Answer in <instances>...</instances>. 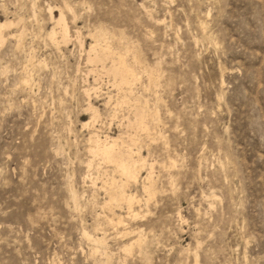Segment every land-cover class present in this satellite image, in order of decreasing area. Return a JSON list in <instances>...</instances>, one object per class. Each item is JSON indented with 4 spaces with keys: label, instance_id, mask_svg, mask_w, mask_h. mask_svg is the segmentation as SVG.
Returning <instances> with one entry per match:
<instances>
[{
    "label": "rangeland",
    "instance_id": "obj_1",
    "mask_svg": "<svg viewBox=\"0 0 264 264\" xmlns=\"http://www.w3.org/2000/svg\"><path fill=\"white\" fill-rule=\"evenodd\" d=\"M61 10L69 34L54 42ZM8 22L0 264H264V0H0ZM100 32L138 74L134 95L89 62ZM92 137L141 153L133 194L145 199L154 181L126 227L109 222L103 184L121 175L93 155ZM137 228L143 246L129 250Z\"/></svg>",
    "mask_w": 264,
    "mask_h": 264
},
{
    "label": "bare ground",
    "instance_id": "obj_2",
    "mask_svg": "<svg viewBox=\"0 0 264 264\" xmlns=\"http://www.w3.org/2000/svg\"><path fill=\"white\" fill-rule=\"evenodd\" d=\"M67 7L69 8L71 6L67 5ZM52 9L50 8V10H52ZM67 11H69V10H67ZM60 13H61L60 18L56 21L55 27L49 33V37L51 38V40L53 39L54 42H55V39H57V38L59 39L58 35L62 34V36L66 38V37H68V34H69L67 22H66V17H65L66 12L64 10H61ZM12 24L13 23L8 22V23L1 25L0 26V32H3L4 27H7L8 25H12ZM58 29L60 30L59 32H58ZM23 35H24V33L21 32L22 38H23ZM1 36H0V38H1ZM3 36H4V34H3ZM95 39H96L95 40L96 43L92 44L90 47L91 50L89 51V57H88L89 62H91L93 64H97V63L103 64V70L100 71V74L105 73V74H110V75L114 76L116 84L118 85V86L116 85L117 88L119 87L122 90L124 88H128L131 90L130 93L134 95V91H133L134 87H135L134 81L136 79H138V74L136 73L135 69L127 62V60L121 54H118L113 50L112 45L108 42L105 34L100 32L97 35H95ZM83 48H84V46H83ZM107 60L112 61V64H113L109 68L105 64ZM92 66H94V65H92ZM156 72L157 71L155 69L150 70V79L151 80L154 78V75ZM96 77H97V75H96ZM24 83L26 85H28L30 83V80L25 79ZM91 90L95 91L96 89H89L86 92H90ZM96 91H98V89ZM88 94H90V93H88ZM125 94H123V95H125ZM135 99H136L137 108L140 109L142 112V116L139 119V120H141V123H140L141 127L144 130H147L146 119L150 113V111L147 107L148 102L145 101L141 96H137ZM126 102H127V99L123 98L118 103L121 106V104L123 105ZM91 109L93 111L92 119L95 122H98V120L100 121L101 114H100L99 110H97L96 108H94L92 106H91ZM158 113L153 114L154 120H158V117H157L159 115ZM136 118H138V117H136ZM130 126H131V124H130ZM134 127H135V125H134ZM94 137H92V139H91L92 142L95 143V148H93L91 150L93 155L102 156L103 158L106 159V161L108 163L114 164L116 172L121 175V179H117L115 174L113 176L111 175L110 177H108L106 175L107 179L105 178V181L103 184L104 188L108 191L109 196H110V201L106 204V208H109L112 212V217L110 218L109 222L114 228H119V227H123V226L126 227V226H128V224L126 223L127 219H136L139 217V213H137V210H136L138 206H141L142 203L144 202L145 206L144 205L143 206L146 207V209L149 207L151 200L153 199V197L156 194L155 190H154V188H155L154 187V181L149 174V177L147 176V178H146L148 182L146 183V185H144V193H145V197H146L145 199L140 198L139 196L133 194L129 190V188H130L132 183H137L139 178H140L141 170L139 169V164L142 162L143 165H145V160L142 158L141 153H139L137 156V155H135L133 149L127 150V149H125V147L118 148L119 147V140H118L119 138H116V139L113 138L111 140V142H107V143L103 144V142H101L99 137H97L96 140H93ZM123 149H125V150H123ZM103 176H105V175H103ZM71 197L74 200L73 203H75L76 208H78L79 207V196L74 190L72 191ZM124 206H125V209L127 208L126 209L127 215L125 216L122 214H117L115 208L124 209ZM135 232L138 233L139 238L132 243V245L129 247V250H132L136 245L139 247L143 246L144 231L142 229L137 228V229H135ZM84 234H85V236L90 237V234L88 232L85 231ZM93 241L102 245L105 242V238H102V239L97 238V239H94ZM97 249H98V247H97ZM197 264H198V259H197Z\"/></svg>",
    "mask_w": 264,
    "mask_h": 264
}]
</instances>
